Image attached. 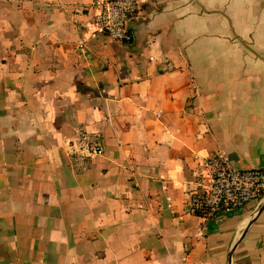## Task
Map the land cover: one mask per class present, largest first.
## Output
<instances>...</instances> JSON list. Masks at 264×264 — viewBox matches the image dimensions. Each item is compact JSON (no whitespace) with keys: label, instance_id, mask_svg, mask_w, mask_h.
Listing matches in <instances>:
<instances>
[{"label":"crops","instance_id":"1","mask_svg":"<svg viewBox=\"0 0 264 264\" xmlns=\"http://www.w3.org/2000/svg\"><path fill=\"white\" fill-rule=\"evenodd\" d=\"M96 1L0 0V264H228L264 198H184L206 157L264 169V0H141L130 43ZM230 264H264V209Z\"/></svg>","mask_w":264,"mask_h":264},{"label":"built area","instance_id":"2","mask_svg":"<svg viewBox=\"0 0 264 264\" xmlns=\"http://www.w3.org/2000/svg\"><path fill=\"white\" fill-rule=\"evenodd\" d=\"M141 0H97L92 18L94 31L119 43H130L133 35L127 23L139 9ZM159 117V115H157ZM91 155L102 148L96 139L87 144ZM207 182L184 198L186 212L206 220L220 211L242 208L249 201L264 198V169L242 170L228 165L223 156L202 159Z\"/></svg>","mask_w":264,"mask_h":264},{"label":"water","instance_id":"3","mask_svg":"<svg viewBox=\"0 0 264 264\" xmlns=\"http://www.w3.org/2000/svg\"><path fill=\"white\" fill-rule=\"evenodd\" d=\"M264 209V201L258 206V208L256 209L255 214L253 215V217L246 223L243 231L241 232L240 236L238 237V239L235 241V243L233 244V246L231 247L228 256H227V261L228 264L231 263V258L233 255V252L236 248V246L238 245V243L240 242V240H242V238L244 237V235L246 234L248 228L252 225V223L255 221V218L262 212V210Z\"/></svg>","mask_w":264,"mask_h":264}]
</instances>
